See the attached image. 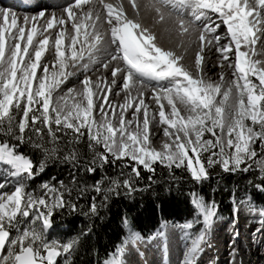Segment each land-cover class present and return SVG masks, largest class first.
I'll list each match as a JSON object with an SVG mask.
<instances>
[{"label":"snow or ice","instance_id":"6c2138e0","mask_svg":"<svg viewBox=\"0 0 264 264\" xmlns=\"http://www.w3.org/2000/svg\"><path fill=\"white\" fill-rule=\"evenodd\" d=\"M153 26L170 43L175 34V46H161ZM262 37L264 0H66L59 15L23 17L0 7V264H75L91 228L50 238L55 216L79 207L91 221L113 195L146 190L138 187L141 166L154 174L157 162L173 179L186 171L201 185L216 169L255 168L253 180L229 193L230 214L234 223L257 215L264 231V201L258 206L251 191L264 197ZM213 49L217 66L230 70L215 79L205 72ZM121 94L122 102L110 100ZM152 128H162L159 147ZM118 162L109 174L106 165ZM49 163L75 171L33 187ZM190 203V219L161 220L146 237L125 215L124 235L98 264H140L149 248L167 257L177 231L184 246L176 264H201L222 217L214 195L193 191Z\"/></svg>","mask_w":264,"mask_h":264},{"label":"trees","instance_id":"16d2710c","mask_svg":"<svg viewBox=\"0 0 264 264\" xmlns=\"http://www.w3.org/2000/svg\"><path fill=\"white\" fill-rule=\"evenodd\" d=\"M34 158L39 157L35 150H27ZM109 174L119 172V162L116 165H106ZM75 170L71 165L49 163L43 172L34 177L30 183L33 187H38L43 182L52 183L54 180H68L69 173ZM256 169L252 168L249 173L230 174L219 169L212 172L211 177L204 184L194 183L186 171L175 170L174 175L180 177L177 181L169 176L167 171H162V166L157 162L155 173L143 170L141 166V177L138 187L148 186L146 190L133 192L125 195L121 191L120 195H113L107 202V206L100 211L98 217L91 218V221L80 214V208L70 211L65 208L59 215L55 216L54 227L50 234L54 237H70L77 235L87 227L91 232L86 238H82L83 243L79 251L74 254L75 264H98L104 258L106 250H110L112 245L118 242L119 237L124 235L121 223L122 218L127 215L128 220L136 231L145 237L155 231L161 220H167L173 224H183L185 220L191 218L192 205L190 203V193L195 191L201 194H208L215 197L220 206L222 219L228 222L233 221L230 214L229 193L233 187H245L248 180H253ZM152 175L157 183H151L148 176ZM100 173L89 177L91 183L93 179H98ZM169 188V191H165ZM215 189V192L212 190ZM257 203L264 201L254 189H251ZM82 205L84 200L79 201ZM99 203V201H98ZM87 210V209H85ZM93 249L99 251L97 256Z\"/></svg>","mask_w":264,"mask_h":264},{"label":"rangeland","instance_id":"374dc122","mask_svg":"<svg viewBox=\"0 0 264 264\" xmlns=\"http://www.w3.org/2000/svg\"><path fill=\"white\" fill-rule=\"evenodd\" d=\"M50 2V0H48ZM26 2V0H25ZM23 1L18 2L19 5H23L25 3ZM0 7H8L13 12L21 11L20 13L28 16H32L36 14L35 12L22 11L17 6V4H7L3 5L0 3ZM45 11L46 14L56 13V10H39ZM37 12V11H36ZM221 32L224 31L223 27L220 29ZM260 44V45H259ZM261 47V43L259 42L256 45L259 48ZM219 54L214 55L213 58L218 57ZM260 53H257L256 58L262 59ZM217 61V60H216ZM227 69V72H226ZM228 74L230 72L227 66L223 68L216 66H212L207 69L208 76L212 79H215L220 71H223ZM95 74V70L93 73ZM216 74V77H213ZM82 78V77H81ZM227 78H231L230 75ZM75 83V78H70V82H68V86L71 87L72 84ZM147 92V89H145ZM110 100L112 102H122L123 94L120 97L111 96ZM131 109H129V112ZM127 116V113H126ZM151 128V125H150ZM152 132H155L157 135L155 138L150 136V140L153 141L156 147L160 146V141L165 139L163 137L162 128H152ZM0 183H3L0 181ZM3 190H10L8 185H5ZM259 206V203H257ZM261 228L260 218L257 215L250 214H242L238 220L228 222L227 220L220 219L216 222V227L213 230L211 240V246L206 248L202 256L200 257L201 264H236L237 258L241 257L242 253H246L249 257L248 260L243 259L240 264H264V231H257V229ZM51 232V230H50ZM237 233L239 235L237 236ZM181 233L177 231L176 239L172 243V252L170 255L165 257L163 248L160 249H152L149 248L145 255L139 256L138 259L140 264H144L145 261H148L149 264H166V259L171 262V264H176L178 256L181 254V250L184 246V241L181 239ZM50 238H55L50 234ZM263 240V241H262ZM262 241V242H261ZM261 244V245H260ZM244 245V246H242ZM259 246L261 250H258L259 253L250 254L251 246ZM143 252L144 249L142 248ZM263 262V263H262Z\"/></svg>","mask_w":264,"mask_h":264},{"label":"bare ground","instance_id":"6f19581e","mask_svg":"<svg viewBox=\"0 0 264 264\" xmlns=\"http://www.w3.org/2000/svg\"><path fill=\"white\" fill-rule=\"evenodd\" d=\"M21 1L25 2V0H0V3L3 4V5L4 4L7 5V4H11V3H13L15 5L17 4V6L20 7L19 8L20 10L29 11V12H35V13L39 12V10L49 11V10L52 9V10H56L57 15H59L61 7L66 2V0H50V2L48 0H26V2L23 3V5H19L18 2H21ZM20 12L21 11H18V12L16 11L15 13L18 16L23 17L24 14H22ZM213 19H215V16H213ZM144 22L146 24H148V25H152V20H151L150 17L146 18L144 20ZM153 31L156 32L158 43L161 46H163L165 48H169V47H174L175 46V34H173V40H172V43H170L169 39L167 37L161 38L160 26H153ZM262 39H264V37H262ZM259 42L260 41L258 40L257 44ZM260 52H261V47L259 46V48L257 47V53H260ZM205 55H206V58H207V64H206L205 72L208 75L207 69L212 67V66H216L217 65V61H216L217 59L213 58L214 55H217V53L213 49L212 52H210V53L206 52ZM262 59H264V55L262 56ZM226 72H227V69H226ZM213 77H216V74H214ZM242 246H244V245H242ZM258 250H261L260 247L256 246V245L255 246L253 245V246L250 247V254L259 253ZM248 257L249 256L246 253H242L241 257L236 259V260H238V261H236V264H240L243 259L248 260Z\"/></svg>","mask_w":264,"mask_h":264}]
</instances>
